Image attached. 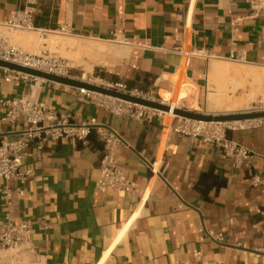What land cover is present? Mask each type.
Wrapping results in <instances>:
<instances>
[{
  "label": "crops",
  "instance_id": "1",
  "mask_svg": "<svg viewBox=\"0 0 264 264\" xmlns=\"http://www.w3.org/2000/svg\"><path fill=\"white\" fill-rule=\"evenodd\" d=\"M254 1L0 0V20L25 6L37 29L63 26L101 45L72 47L78 58L65 60L82 75L156 83L184 61L203 94L264 85V10ZM6 75L0 68V140L26 127L22 118L13 126L2 119L10 98L31 96L75 122L94 118L119 137L114 157L134 189L97 188L103 138L94 129L84 140H47L41 149L31 143L23 167L34 174L23 193L13 191L6 205L0 188V222L28 220L29 237L1 250L0 264H173L195 252L214 264H264V124L227 131L251 153L235 163L217 144L173 132L175 119L165 125L156 116L118 114L76 88ZM7 185L14 190L13 180Z\"/></svg>",
  "mask_w": 264,
  "mask_h": 264
},
{
  "label": "built area",
  "instance_id": "2",
  "mask_svg": "<svg viewBox=\"0 0 264 264\" xmlns=\"http://www.w3.org/2000/svg\"><path fill=\"white\" fill-rule=\"evenodd\" d=\"M255 7L258 12L264 10V0H255ZM33 11L23 6L12 11L4 20H0V27L21 30H38L33 23ZM61 34H70L66 27H60L58 30ZM190 52V51H188ZM45 53V51H43ZM191 53V52H190ZM191 54L202 55L201 50L193 51ZM0 59L11 61L26 67H31L63 76H72L70 67L65 59L60 57H48L43 54H35L20 51L17 47L8 43L6 38L0 34ZM8 75L5 80L31 79L38 80L27 74L5 69ZM74 77V76H72ZM99 85L115 89L117 91L139 95L136 89H132L124 80L102 81ZM77 92L89 99H96L98 102L118 114H126L135 118H148L149 114L145 106L137 105L120 99L113 101L106 99L111 98L100 93L92 92L85 88H76ZM144 97V96H142ZM6 110L3 120L14 125L16 119L22 118L26 127L19 132L14 139L0 140V188L5 204L8 205L11 200L13 191L18 194L23 193V187L28 179L33 176L34 171L24 168L23 158L25 150L33 143L37 149L43 147L47 140L69 139L84 140L94 129L103 138V152L99 160V175L96 181L97 188L104 192L107 188L115 191L131 192L134 184L119 170L114 157L115 145L119 140L116 133L105 131L101 126L96 125L94 118L88 121L75 122L71 120L69 114L59 117L46 103L34 99L31 96L23 95L21 97L10 98L4 102ZM136 106L139 107L136 108ZM177 123L173 126L172 131L181 135H186L198 141L212 142L222 147L225 153L232 157L235 163L250 157V151L236 142L228 139L227 131L233 130L237 125L250 124L252 122L264 124V118L243 120L242 123L226 122H206L192 120L176 116ZM151 167V164L149 165ZM154 171V167H151ZM15 182L14 190L8 187L7 181ZM3 183V184H2ZM258 212L264 220V208ZM30 233V223L23 219L17 223L11 220L0 222V251L16 249L22 243L28 240ZM208 236L214 241H221L222 234L207 232ZM173 264H214L213 261L205 259L201 252H195L190 259L177 260Z\"/></svg>",
  "mask_w": 264,
  "mask_h": 264
},
{
  "label": "bare ground",
  "instance_id": "3",
  "mask_svg": "<svg viewBox=\"0 0 264 264\" xmlns=\"http://www.w3.org/2000/svg\"><path fill=\"white\" fill-rule=\"evenodd\" d=\"M40 29L33 30L32 32L18 30L16 34H6L14 38L15 40L24 41L26 43H30L34 39H38L39 41H45L50 44H60L67 45L70 47L73 46H83L86 48H97L102 47L101 45L94 44L92 42L77 40L73 36H64L60 35V32L57 31H46V37H36L37 33H40ZM0 34L4 36L2 31L0 30ZM6 38V36H4ZM186 55L184 56V60ZM184 61L180 69L172 75H169L164 78L169 79L171 83V88L168 91L160 92L161 102L170 106L169 111H162L166 116L165 125L170 123V119L172 117L177 116L173 113L174 108H187L189 110H194L201 112L199 100L202 97V90L200 87L191 79H189L184 71ZM219 72H230V70L223 66H214ZM40 80V77H37ZM85 79V78H83ZM87 80V79H86ZM90 82L100 84L94 80H89ZM160 83H162L160 81ZM260 97L263 102V106L260 107V110H264V89L261 88L260 85L252 86L249 88L248 92L241 94L239 96H229L226 92H211L208 91L205 95V105L207 108L206 113L210 114H226L232 112H240V111H249L253 110L250 107V103L257 100ZM112 99H118L112 97ZM160 111V110H159ZM202 121V120H200ZM233 123H242L241 121H232ZM154 169L157 168V163L153 165Z\"/></svg>",
  "mask_w": 264,
  "mask_h": 264
},
{
  "label": "water",
  "instance_id": "4",
  "mask_svg": "<svg viewBox=\"0 0 264 264\" xmlns=\"http://www.w3.org/2000/svg\"><path fill=\"white\" fill-rule=\"evenodd\" d=\"M0 68L17 71L36 78L40 77L45 81L59 83L64 86H69L73 88H85L92 92L100 93L110 97H115L120 100H124L130 103L138 104L155 110H160V111L170 110V106L162 103L161 101H154L142 96L133 95L131 93L117 91L115 89L108 88L103 85H99L90 82L88 80H84L82 78L57 75L39 69L26 67L24 65H20L4 59H0ZM173 113L183 118H188L192 120H202L206 122L243 121V120L264 118V110H249V111L232 112L226 114H210V113H202L194 110H189L187 108H174Z\"/></svg>",
  "mask_w": 264,
  "mask_h": 264
},
{
  "label": "rangeland",
  "instance_id": "5",
  "mask_svg": "<svg viewBox=\"0 0 264 264\" xmlns=\"http://www.w3.org/2000/svg\"><path fill=\"white\" fill-rule=\"evenodd\" d=\"M0 30L2 31V34L5 33L3 35L7 37L6 34H8V33L16 34V32H18V30H21V29H9V28L0 27ZM22 31L32 32L33 30H22ZM47 33L48 32H46V31H40V33L36 34V37L37 38L38 37H40V38L46 37ZM60 35L68 36V34L67 35L66 34H60ZM8 43L12 44L13 46L17 47L20 51H23V52L35 53L37 55L43 54L44 56H48V57H60V58H63V59L69 60V61L71 59H74L76 61V59L78 58V55L76 54L77 51L75 52V54H73V52H72L73 48L70 46H67V45L61 46L60 44H50V43L45 42V41H39L38 39L32 40L29 43L31 45H26L28 43H26L24 41L15 40L14 38H10L8 40ZM43 51H45V53H43ZM70 74L76 78H82V79L85 78L84 80H86V79L88 81L94 80V81L99 82V83H101L102 81L103 82L109 81V80L104 79L102 77V75L97 73V72H87V73L82 75L81 73L70 70ZM167 78H168V76H167ZM167 78H162V79L158 80L156 83H152V81H151L148 83H138L137 85H129V86L132 89L133 88L136 89L140 96H144L145 98H148V99H151L154 101H161L160 92L168 91L171 88V83H170L169 79H167ZM113 80H117V79H113ZM160 81L162 83H160ZM252 86H256V85H249L245 89H240V90L230 89L229 91L226 92V94H228L229 96H231V95L239 96L241 94L248 92L249 88ZM260 86H261V88L264 89V85H260ZM101 95H103V94H101ZM205 95H206V93H203L202 97L199 100V104H200V108H201L202 113L207 112V108L205 105ZM106 99L113 101V99H111V98H106ZM262 106H263V102L261 101L260 97H258L257 100L250 103V107L253 108V110H260L259 108ZM136 108L139 109L138 106H136ZM145 110L147 111V114H149V117L150 116L151 117L156 116V117H160L161 119L166 118L165 117L166 115L162 111L151 109L148 107H146ZM174 119L176 120V116L172 117L170 119V121H172Z\"/></svg>",
  "mask_w": 264,
  "mask_h": 264
}]
</instances>
